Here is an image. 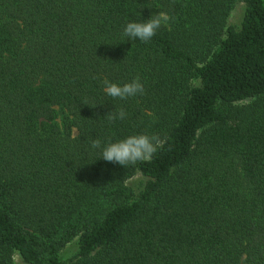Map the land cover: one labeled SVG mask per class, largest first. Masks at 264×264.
<instances>
[{
	"label": "trees",
	"instance_id": "obj_1",
	"mask_svg": "<svg viewBox=\"0 0 264 264\" xmlns=\"http://www.w3.org/2000/svg\"><path fill=\"white\" fill-rule=\"evenodd\" d=\"M236 1L0 0V264H264V0L238 26ZM137 134L164 141L150 161L101 157Z\"/></svg>",
	"mask_w": 264,
	"mask_h": 264
},
{
	"label": "clouds",
	"instance_id": "obj_2",
	"mask_svg": "<svg viewBox=\"0 0 264 264\" xmlns=\"http://www.w3.org/2000/svg\"><path fill=\"white\" fill-rule=\"evenodd\" d=\"M170 19L167 13L157 12L147 21L128 22L123 29V35L132 41L138 39L140 42H148L156 35L158 29L168 25ZM103 83L104 93L111 98L120 100L143 95L145 91L139 77L123 85L110 82L108 79H105ZM126 115L123 109H119L109 112L107 118L114 122L117 119L123 120ZM163 143L164 141L158 135H130L117 142H109L103 147L101 157L107 162L119 164L126 168L138 162L150 161L158 149L163 146ZM92 147L100 148L101 141L94 139Z\"/></svg>",
	"mask_w": 264,
	"mask_h": 264
},
{
	"label": "rangeland",
	"instance_id": "obj_3",
	"mask_svg": "<svg viewBox=\"0 0 264 264\" xmlns=\"http://www.w3.org/2000/svg\"><path fill=\"white\" fill-rule=\"evenodd\" d=\"M245 3L243 0H237L234 7L232 8L230 15L228 17V23L239 25L244 14ZM193 84H200L199 79L192 81ZM147 182V177L144 176L141 172H137L133 177L128 180V185L136 195H139L143 187ZM78 252V238H75L61 250V258L65 261L70 260ZM15 263L16 264H27L19 253L15 254Z\"/></svg>",
	"mask_w": 264,
	"mask_h": 264
}]
</instances>
